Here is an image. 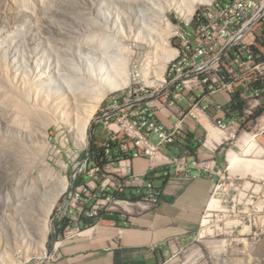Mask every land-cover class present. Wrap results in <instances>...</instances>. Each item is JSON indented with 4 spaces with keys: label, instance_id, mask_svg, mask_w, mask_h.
I'll list each match as a JSON object with an SVG mask.
<instances>
[{
    "label": "rangeland",
    "instance_id": "obj_1",
    "mask_svg": "<svg viewBox=\"0 0 264 264\" xmlns=\"http://www.w3.org/2000/svg\"><path fill=\"white\" fill-rule=\"evenodd\" d=\"M164 3L166 0H0V264H21L46 256L41 255V241L34 223L42 219L39 211L42 212L44 205L46 210V199L62 187L60 170L49 154L50 150L55 148L63 155L67 164L63 175L69 188L50 214L46 254L57 247V222L60 216L66 215L63 212L60 215L66 205L72 211L81 205L88 206L89 199L94 200V195L102 192L97 186L107 177L102 173L92 174L93 165L87 152L94 144L99 145L98 141L105 142L102 138L107 135L105 123L100 120L109 104L105 105L113 96L129 91L130 86L151 94V91L163 90L166 80L170 83L167 70L162 75L158 73L163 55L166 57L168 52L162 51L164 54L160 56L163 58L158 56L153 60L149 57L148 46L142 43L139 46L137 38L140 32L142 34L138 25L142 19L140 7L148 12L153 6H167L165 14L177 30L179 25L187 22L170 4ZM205 6L201 5L199 9ZM261 31L259 27L256 34L261 35ZM175 35L169 39L170 48L179 53L183 48L182 40ZM108 45H120V52L127 58L132 56V78L126 88L111 93L98 104L89 129L88 146L80 149L75 145L72 133L57 128L54 121L63 122L88 113L91 101L87 102L86 108H74L75 102L66 96L60 100L62 104L46 100L45 65L50 63L60 68L77 65L86 59L84 57L88 58L87 47L101 49L103 46L104 49ZM147 60L152 63L145 65ZM142 67L147 68L144 75L138 72ZM55 83L61 86L59 81ZM13 97L26 101L33 114L31 118L17 111V104L12 105L16 100H10ZM261 103L252 115L239 123L235 136L224 145L222 175L215 190V198L222 208L217 211L208 208L203 213L200 224L194 229L192 244L177 254L175 264H216L218 255L221 264H264V168L242 163L244 166L240 165L237 173H232L227 162L231 150L241 158L264 161V100ZM56 104L64 105L66 109L62 111ZM257 113H260L258 117ZM49 116L54 120L51 125L50 120L49 123L45 120ZM64 138L69 139L68 146L76 156H70L62 148ZM253 143L263 149L260 155L251 147ZM98 197L99 200L106 199ZM105 207L111 209L110 213H120L122 221L126 220L121 206L111 203ZM31 218H35L33 224L29 222ZM100 222L105 220L97 219L95 225ZM66 232L65 229L60 232L61 238H66Z\"/></svg>",
    "mask_w": 264,
    "mask_h": 264
},
{
    "label": "built area",
    "instance_id": "obj_2",
    "mask_svg": "<svg viewBox=\"0 0 264 264\" xmlns=\"http://www.w3.org/2000/svg\"><path fill=\"white\" fill-rule=\"evenodd\" d=\"M259 27H264V0H223L219 5L196 11L192 22L179 25L175 36L181 37L184 56L171 67L170 90L161 94H146L139 87L130 86L128 93L112 99L100 117L107 133L103 145L106 162L102 167L93 166L92 174L102 173L107 178L97 188L101 189V193H123L127 189H135L143 198L136 202L114 196L99 200L96 193L94 200L89 199L88 206L81 205L72 211L66 205L60 213L66 214V217L60 216L57 222V247L47 252L45 257H35L21 264H58L59 246L73 240L77 233L94 227L83 228V217L97 218L103 211L110 212L111 209L104 207L111 203L124 209L123 217L134 211L133 205H156V196L160 192H156L153 177L149 172L136 173L133 163L146 158L151 169L157 164L163 165L162 146L176 140L179 128L168 130L162 125L157 118L159 109L175 108L179 102L190 99L189 115L196 108L205 110L203 102L207 103L205 106L224 112L230 104L226 106L212 98L222 95L229 97L233 103V96L239 92L246 102L244 115L234 117L227 124L217 122L220 129L233 132L228 136L231 140L239 123L252 115L264 100V59L259 57V49H264V36L256 34ZM113 142H118L122 156H113ZM87 157L90 160V153ZM185 161L186 158L181 157L173 162L180 167ZM65 219H69V223L65 228L68 236L64 239L60 235V224Z\"/></svg>",
    "mask_w": 264,
    "mask_h": 264
},
{
    "label": "crops",
    "instance_id": "obj_3",
    "mask_svg": "<svg viewBox=\"0 0 264 264\" xmlns=\"http://www.w3.org/2000/svg\"><path fill=\"white\" fill-rule=\"evenodd\" d=\"M260 50L264 54V49ZM212 99L226 106L231 104L229 97L222 95ZM189 101L157 111L158 120L168 130L179 128L176 140L161 148L164 164L151 169L146 158L133 163L136 173L149 172L150 177L154 174L156 192H160L156 205H133L140 210L128 214L125 221L100 222L84 233H77L73 240L60 246L58 264H115L117 252L121 264H175L177 254L192 244L194 229L215 198L225 158L224 145L228 136L233 135L220 129L217 122L227 124L235 115L205 106V102L202 103L205 110L196 108L189 115L192 102ZM104 143L98 141L99 146ZM112 144L118 146V142ZM181 157L186 161L179 167L173 161ZM164 177H168L166 183Z\"/></svg>",
    "mask_w": 264,
    "mask_h": 264
},
{
    "label": "bare ground",
    "instance_id": "obj_4",
    "mask_svg": "<svg viewBox=\"0 0 264 264\" xmlns=\"http://www.w3.org/2000/svg\"><path fill=\"white\" fill-rule=\"evenodd\" d=\"M222 1L223 0H166V3H164V4H166V5L168 4V6L170 4V7L175 9V11H177L185 21L192 22L193 19L195 18L196 11H202V9H205L207 7H211L213 5H219ZM135 5L138 7L137 3H135ZM201 5L202 6L206 5V6L204 8L199 9V6H201ZM165 8H167V6H165V5H163V6L158 5L157 7L153 6L152 9L150 7V9H151V10L149 9L150 12L149 11L146 12V9L144 10V8H143V10L141 7H140L141 10L138 8V10L141 11L140 15L142 16V19L138 24V25H140V27L139 26L138 27L142 31V34H141L140 30L137 29L140 32V36L138 35L139 37H137L139 39V41H138L139 46L141 43L144 45H147L148 49L150 50L149 51V55H150L149 57L150 58L152 57V59L153 58L155 59V57H156V59L159 58L158 56L164 54V53H162V51L164 52L166 50L168 52V55L166 57H165V54L163 55L164 58L160 56L161 58H163V61L160 62V64H161L160 69L161 70H158V73H160V75H162L167 70L168 79H170L169 80L170 83L168 84V81L166 80L165 84L162 86L163 90L164 89L165 90L164 91L160 90L157 92V94L165 93V92H168L170 90L171 84H172L171 67L174 63L180 61L182 59V57L184 56V44L183 43H182L183 48H182V50L179 51V53L177 50L170 48L171 45L169 43V39H170V37H172V35H175L174 33L177 31V28L172 24L170 18L165 14V10H166ZM103 15H105V17H107L106 14H103ZM106 19H108V17ZM111 19H113V18H111ZM107 22H108V20H107ZM112 22H114V21H112ZM104 23H105V20H104ZM99 24L97 23V25H99ZM261 30H262L261 35H259V36H264V27H261ZM81 43H83V42H81ZM60 44H62V43H60ZM108 46H110V45H108ZM108 46L104 47V49H102L103 46H101L102 47L101 49L87 47L86 50H87L88 58H87V56L84 57L86 59L81 60L80 63H78L77 65H74V64L70 65V66L68 65L69 67L63 66L62 68H60L59 66H52L50 63H47L45 65V75H43V76L45 77V99L46 100L49 99L55 103H58V102L61 103L60 100H62V99L64 100L65 98H63V97L66 96L68 99H70V101L75 102V103H73L74 108H86L87 102L89 103L91 101V104L88 105L90 107L89 108L90 110L88 111V113L85 112L84 114H78V115L74 114L75 117H72L70 119H64L63 122L53 120L54 125L56 124L57 128H60V129L65 128L67 131L72 133L75 145L77 146V148H80V149H86L88 146L89 129H90V126L93 122L94 113H96L98 104L100 102H102L106 97H108L111 93L117 92V91H120V90L126 88L130 83V78H132L131 74H132V71L134 70V69H131V68H133L132 66L134 65V64L132 65L130 62L132 56L129 55L128 58H130V60H128L127 56H125V54H123V52H120V50H119L120 45H115V46L111 45L110 47H108ZM166 51H165V53H166ZM259 52H260V54H259L260 59H264V54L262 53V51L260 49H259ZM80 58H82V57H80ZM153 62H156V61H153ZM145 63H146L145 65H147L148 63L151 64L152 62H149L147 60ZM158 63H159V61H158ZM168 64H170V65H168ZM143 67L145 68L147 66H143ZM143 67L140 68V70L138 71L141 75H144L145 71L148 68L147 67L145 70ZM167 67H169V71H168ZM144 77L146 78V76H144ZM147 79H148V76H147ZM132 80H134V79H132ZM47 81H49V82L46 83ZM57 81L60 82L62 87L55 83ZM162 82H164V81H162ZM123 92L128 93L129 91H127V92L123 91ZM123 94H120V95H123ZM120 95H115V96L111 95V96H113L112 99H116V97L120 96ZM13 99H10V100H12V102H15L16 98L13 97ZM70 101L68 100L69 103H70ZM109 103H110V100L108 101V103L105 106H107ZM15 104H17L16 106L18 107V109L16 108L17 111L19 110L18 112L20 114H22V116L23 115H25L26 117L30 116L28 118H31V115H33V114H31L30 108H28L26 101H23V99L22 100L18 99V100H16V103H14L12 105L15 106ZM61 104H56L58 107L57 106H55V107L59 108V106H61L62 111H63V109H66V107L64 108V105H61ZM63 115H64V113H63ZM46 119H47L48 123H49V120L51 121L49 123V125H51V123L53 124V121L50 118V116L46 117L45 120ZM246 139H248L247 136H246V138H244L245 143H246V141H245ZM251 139H253V137H251ZM68 144H69V139L64 138L61 146H62V148H65L67 150V152L70 156H76L75 152L73 151L72 148H70L68 146ZM251 147H253L255 149L256 154L258 153V155H260L261 152L263 151L262 148L259 149L258 143H253ZM249 149H250L249 151H251V148H249ZM247 151H248V149H247ZM248 152H246V153H248ZM49 154L52 156V159H54L56 161V164L59 167L60 177L62 180V187H60V189H58V191L56 193L51 194L48 197V199H46V201H45L47 203L46 210H45V205H44V208L41 209L42 212L39 211V217H41L42 219H40L39 221L36 220V223H34V225L36 224L35 225L36 227L34 229L37 230V233L39 234L40 241H41V243L39 242V244L41 245L40 250L42 251L41 255H47L45 252H46V243H47L48 235L50 232V225H49L50 214L52 213L53 208L58 204V202L61 199V197L63 196V194L69 188V182H68L67 178L63 175V171H65L67 169V164L63 159V155L60 153V151L55 150V148H53V150H50ZM246 155H248V154H246ZM258 155H257V157H258ZM244 156H245V154H244ZM228 162H229V170L232 173H237L238 169H240V165L244 166V165H242V163H247V166H248V164H252V167H253V164H254L257 168H261V167L264 168V161H261L259 159L254 160V159L241 158V156L238 155L233 150H231L228 154ZM43 171H45V170H43ZM257 173L258 172H256V174ZM219 203H220V201L217 200L216 198L212 199V201L210 202V206H209L210 211H211V209H214L216 211H217V209H221L222 207L219 206ZM21 217H22V219H25L24 215H21ZM34 219L35 218H31L29 220L30 224H33ZM25 227L29 228V226H25ZM31 227H34V226H31ZM92 231H93V229H92ZM87 234L89 235V233H87ZM90 234H92V233H90ZM220 257L221 256H219V255L216 256V258H215L216 264L222 263Z\"/></svg>",
    "mask_w": 264,
    "mask_h": 264
},
{
    "label": "trees",
    "instance_id": "obj_5",
    "mask_svg": "<svg viewBox=\"0 0 264 264\" xmlns=\"http://www.w3.org/2000/svg\"><path fill=\"white\" fill-rule=\"evenodd\" d=\"M260 54V52H259ZM233 103H231L227 107V111L229 112V115H235V117H239L243 115V111L245 110L246 107V102L242 98L241 94L238 92L233 96ZM260 113H257V117L259 116ZM111 151L114 155V157H120L123 155L121 152L119 146H114L112 144L111 146ZM105 152L106 148L104 146H99L97 144H94L90 150V160L89 162L93 166H103L106 162L105 158ZM163 172V171H162ZM151 177H154V174L151 175ZM168 177H164L165 183L167 182ZM77 184H80V181L77 182ZM99 196H114L117 199H124V200H129V201H139L143 198L142 195H138L137 191L135 189H127L123 193H112L110 192H104V193H99ZM122 215L120 213H110V212H101L99 217L97 218H88V217H83L81 221V225L83 228L85 227H91L95 226L97 219H101L102 221H113L116 223H121L122 221ZM69 223V219H65L63 222L60 224V230L62 231L63 229L66 228V226ZM115 264H121L120 260L118 259V252L116 253V259H115Z\"/></svg>",
    "mask_w": 264,
    "mask_h": 264
},
{
    "label": "water",
    "instance_id": "obj_6",
    "mask_svg": "<svg viewBox=\"0 0 264 264\" xmlns=\"http://www.w3.org/2000/svg\"><path fill=\"white\" fill-rule=\"evenodd\" d=\"M90 150H91V148L89 147V150H88V152H87V156L89 155V153H90Z\"/></svg>",
    "mask_w": 264,
    "mask_h": 264
}]
</instances>
